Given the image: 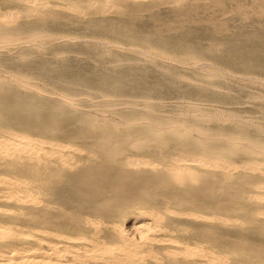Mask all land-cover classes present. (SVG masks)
I'll return each instance as SVG.
<instances>
[{"label": "bare ground", "instance_id": "bare-ground-1", "mask_svg": "<svg viewBox=\"0 0 264 264\" xmlns=\"http://www.w3.org/2000/svg\"><path fill=\"white\" fill-rule=\"evenodd\" d=\"M0 1L5 4L0 6V42H4L21 34V26L14 22L23 13L30 17L32 10H40L39 17L46 20L55 14L54 6L82 2L93 6L101 0ZM250 1L255 8L264 7V0ZM138 2L105 0L103 4L107 12L111 7H136ZM17 75L23 84L33 86L30 77ZM12 83L11 79L8 85ZM2 87L3 98L6 89ZM12 87L14 91L18 88ZM72 99L63 100L71 105ZM164 118L154 116L140 137L129 138L115 128L100 127L62 135L84 139L81 144L38 137L1 124L0 264H216L215 259L220 264H231L229 259L233 264H264L260 263L264 246L227 248L230 240L220 244L213 237L219 225L264 235V168L248 162L242 163L247 170L237 171V161L216 160L246 147L253 148L250 160L263 159L264 140L256 137L258 128L254 137L244 128L245 134L233 131L218 136L199 121L178 124ZM246 186L248 191L241 193ZM226 199L235 202L234 207L222 208ZM203 243L208 249L198 248Z\"/></svg>", "mask_w": 264, "mask_h": 264}, {"label": "rangeland", "instance_id": "rangeland-1", "mask_svg": "<svg viewBox=\"0 0 264 264\" xmlns=\"http://www.w3.org/2000/svg\"><path fill=\"white\" fill-rule=\"evenodd\" d=\"M138 1L136 7H111L107 12L105 0L93 6L74 3L54 6L55 14L46 20L39 17L40 10L16 18L21 34L0 42V74L4 76L0 87L6 89L4 97L0 96V125L81 144L84 139L62 135L100 127L140 137L157 116L168 118V123L199 121L218 136L246 131L254 137L258 128L256 137L263 141L264 7L255 8L250 0H244V5L243 0L239 4L237 0ZM14 74L30 77L33 86L27 87ZM11 79V86L18 87L15 91L8 85ZM29 87L31 92L26 91ZM67 97L73 98L71 105L63 100ZM128 105L135 108L129 110ZM252 150L246 147L216 160L237 161V171L247 170L242 163L248 162L259 163L263 169L264 157L250 160ZM245 188L241 193L250 187ZM228 200L222 208L234 207L235 202ZM194 226L201 227L199 223ZM213 237L220 244L230 240L227 248L264 246V235L231 225L215 227ZM198 248L208 246L203 243ZM220 262L215 259L216 264Z\"/></svg>", "mask_w": 264, "mask_h": 264}]
</instances>
